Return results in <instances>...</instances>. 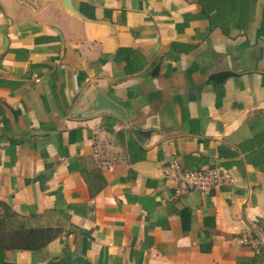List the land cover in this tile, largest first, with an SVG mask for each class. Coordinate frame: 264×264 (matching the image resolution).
<instances>
[{
	"label": "crops",
	"instance_id": "crops-1",
	"mask_svg": "<svg viewBox=\"0 0 264 264\" xmlns=\"http://www.w3.org/2000/svg\"><path fill=\"white\" fill-rule=\"evenodd\" d=\"M0 201L58 231L0 264H263L264 0H0Z\"/></svg>",
	"mask_w": 264,
	"mask_h": 264
},
{
	"label": "built area",
	"instance_id": "built-area-1",
	"mask_svg": "<svg viewBox=\"0 0 264 264\" xmlns=\"http://www.w3.org/2000/svg\"><path fill=\"white\" fill-rule=\"evenodd\" d=\"M164 176L173 183L175 197L191 190L210 193L214 188L235 183L234 173L220 163L188 169L183 168L177 160L173 159L166 166ZM235 239L264 256V228L261 225L255 224L254 229L237 234Z\"/></svg>",
	"mask_w": 264,
	"mask_h": 264
},
{
	"label": "trees",
	"instance_id": "trees-1",
	"mask_svg": "<svg viewBox=\"0 0 264 264\" xmlns=\"http://www.w3.org/2000/svg\"><path fill=\"white\" fill-rule=\"evenodd\" d=\"M57 234V230L37 223L33 217L22 216L9 203L0 201V252L39 249Z\"/></svg>",
	"mask_w": 264,
	"mask_h": 264
},
{
	"label": "water",
	"instance_id": "water-1",
	"mask_svg": "<svg viewBox=\"0 0 264 264\" xmlns=\"http://www.w3.org/2000/svg\"><path fill=\"white\" fill-rule=\"evenodd\" d=\"M232 74H234V72L226 70V71L216 72L215 74L212 75V78L216 79V80H220L221 78L226 77L228 75H232ZM97 102H98L97 107L99 109H101V108L111 109V110L117 112L122 117H125L124 109L120 105H118L117 103L110 100L109 98H107L103 95H100V96H98Z\"/></svg>",
	"mask_w": 264,
	"mask_h": 264
}]
</instances>
